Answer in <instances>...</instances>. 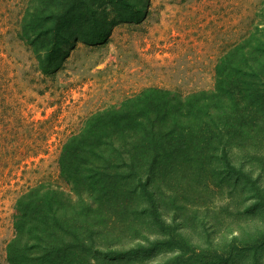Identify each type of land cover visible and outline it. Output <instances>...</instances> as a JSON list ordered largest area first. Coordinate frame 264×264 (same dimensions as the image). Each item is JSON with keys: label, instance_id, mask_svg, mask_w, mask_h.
Returning <instances> with one entry per match:
<instances>
[{"label": "rangeland", "instance_id": "rangeland-1", "mask_svg": "<svg viewBox=\"0 0 264 264\" xmlns=\"http://www.w3.org/2000/svg\"><path fill=\"white\" fill-rule=\"evenodd\" d=\"M30 4L0 0V264H8L18 197L34 185L61 183L62 143L87 116L149 86L184 94L213 88L219 57L264 33L256 30L264 25V0H113L102 10L105 40L80 37L63 46L66 56L45 74L34 44L20 37ZM133 6L135 19L117 17ZM252 153L242 165L262 189L264 170L254 167L264 165V145ZM170 170L161 183L156 171L160 187L154 186L152 208L158 222L146 241L166 246L155 245L143 264L179 252L187 254L172 264H264V207L252 208L264 204L263 191L259 197L246 188L231 190L217 171L202 176L195 167ZM106 253L104 247L96 252L94 264H132Z\"/></svg>", "mask_w": 264, "mask_h": 264}, {"label": "trees", "instance_id": "trees-1", "mask_svg": "<svg viewBox=\"0 0 264 264\" xmlns=\"http://www.w3.org/2000/svg\"><path fill=\"white\" fill-rule=\"evenodd\" d=\"M111 1L31 0L20 37L34 44L43 73L58 68L63 46L80 37L105 40L102 10ZM131 8L117 17L135 19L138 11ZM256 30L264 32V25ZM215 74L213 88L184 94L149 86L87 116L62 143L61 183L34 185L18 197L8 264H94L102 247L115 259L143 264L155 245L166 246L146 243L158 222L152 208L158 170V183L179 167H195L202 176L217 171L231 190L246 188L260 197L261 183L257 187L252 169L242 164L264 145V33L221 55ZM260 207L257 201L252 208ZM128 241L131 246L123 248ZM185 254L156 264H172Z\"/></svg>", "mask_w": 264, "mask_h": 264}]
</instances>
